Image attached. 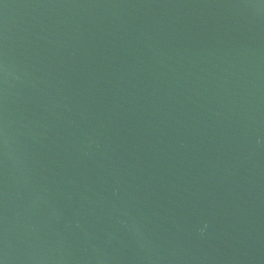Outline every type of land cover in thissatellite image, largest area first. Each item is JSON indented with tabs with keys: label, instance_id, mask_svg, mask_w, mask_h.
Returning <instances> with one entry per match:
<instances>
[{
	"label": "water",
	"instance_id": "1",
	"mask_svg": "<svg viewBox=\"0 0 264 264\" xmlns=\"http://www.w3.org/2000/svg\"><path fill=\"white\" fill-rule=\"evenodd\" d=\"M0 264H264V0H0Z\"/></svg>",
	"mask_w": 264,
	"mask_h": 264
}]
</instances>
